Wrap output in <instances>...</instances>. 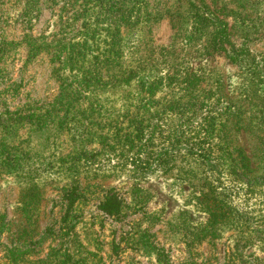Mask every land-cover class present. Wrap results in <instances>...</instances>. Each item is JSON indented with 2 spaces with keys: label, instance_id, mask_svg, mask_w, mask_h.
<instances>
[{
  "label": "rangeland",
  "instance_id": "obj_1",
  "mask_svg": "<svg viewBox=\"0 0 264 264\" xmlns=\"http://www.w3.org/2000/svg\"><path fill=\"white\" fill-rule=\"evenodd\" d=\"M218 1L227 55L208 56ZM246 1L0 0V264H264V0Z\"/></svg>",
  "mask_w": 264,
  "mask_h": 264
},
{
  "label": "trees",
  "instance_id": "obj_2",
  "mask_svg": "<svg viewBox=\"0 0 264 264\" xmlns=\"http://www.w3.org/2000/svg\"><path fill=\"white\" fill-rule=\"evenodd\" d=\"M242 1L243 3L247 5L246 0H242ZM212 3L214 6L215 5L214 1ZM225 5L226 3L223 6L222 2L218 1V3H216V8L213 10V12L210 11L211 10L210 7H206V12H208V16L203 18L204 23H200V26L201 24H203L202 27L200 28L209 30L210 35H211L209 39L204 42L202 50H200V51L204 50L203 51L204 54H207L208 56L209 55L212 56L213 54L218 53V52H223L224 54L227 55V51L223 47V45L225 44L224 43L225 41H223V38L228 39L229 38L228 31H231V30L228 29V24L224 22L223 19L220 18V16H224L223 11L225 10ZM246 5L245 7L243 6L245 10L248 9ZM217 13L219 14V17L214 16ZM229 103H232L235 105L234 101H230ZM214 130H217V129L213 128L211 132H213ZM229 133H230V127L227 125H224V127L222 128L223 137H220L224 143H227L230 137ZM121 208H122L121 201L117 197H114V196L107 198L100 207L101 211L109 216L119 215L121 213Z\"/></svg>",
  "mask_w": 264,
  "mask_h": 264
}]
</instances>
